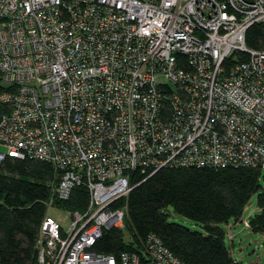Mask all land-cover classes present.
<instances>
[{
	"label": "built area",
	"instance_id": "built-area-1",
	"mask_svg": "<svg viewBox=\"0 0 264 264\" xmlns=\"http://www.w3.org/2000/svg\"><path fill=\"white\" fill-rule=\"evenodd\" d=\"M0 71V165L49 162L48 209L90 196L68 226L47 210L39 264H182L154 233L95 251L104 229L126 231L133 173L264 168V0H0Z\"/></svg>",
	"mask_w": 264,
	"mask_h": 264
},
{
	"label": "trees",
	"instance_id": "trees-1",
	"mask_svg": "<svg viewBox=\"0 0 264 264\" xmlns=\"http://www.w3.org/2000/svg\"><path fill=\"white\" fill-rule=\"evenodd\" d=\"M263 29L257 24L248 29L250 47H260ZM9 87L0 71V120L10 107L1 99ZM262 169L254 166L167 167L138 183L116 206L128 205L126 231L107 228L97 240L95 251L119 256L137 250L141 238L156 234L182 264H244L229 251L227 232L222 224L240 222L244 207L252 195L258 196L260 213L251 216L249 229L264 234V189L260 184ZM56 172L48 162L7 157L0 165V264H39L36 248L40 226L47 213ZM85 186H78L68 200L56 201L58 208L83 211L89 204ZM202 225L193 230L170 221L168 208Z\"/></svg>",
	"mask_w": 264,
	"mask_h": 264
},
{
	"label": "rangeland",
	"instance_id": "rangeland-1",
	"mask_svg": "<svg viewBox=\"0 0 264 264\" xmlns=\"http://www.w3.org/2000/svg\"><path fill=\"white\" fill-rule=\"evenodd\" d=\"M260 184L264 189V168L261 172ZM240 222H235L232 219L229 224L224 223L222 227L227 232L226 242L234 255V258L244 264H264V234L254 232L247 226L246 220H250L251 216L260 213V207H258L257 194L252 195L250 201L244 207ZM170 221H176L181 224L187 225L193 230H202V225L196 221H192L186 216H182L174 208L169 207ZM48 214L61 219V223L65 226L70 224V213L64 209L56 206H51L48 209ZM127 239H130L131 235L128 231H125Z\"/></svg>",
	"mask_w": 264,
	"mask_h": 264
}]
</instances>
